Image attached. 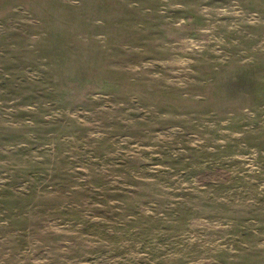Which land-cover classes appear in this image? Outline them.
I'll use <instances>...</instances> for the list:
<instances>
[{
	"label": "rangeland",
	"instance_id": "rangeland-1",
	"mask_svg": "<svg viewBox=\"0 0 264 264\" xmlns=\"http://www.w3.org/2000/svg\"><path fill=\"white\" fill-rule=\"evenodd\" d=\"M0 264H264V0H0Z\"/></svg>",
	"mask_w": 264,
	"mask_h": 264
}]
</instances>
